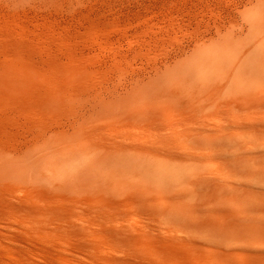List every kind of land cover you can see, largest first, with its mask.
<instances>
[{"label":"rangeland","instance_id":"rangeland-1","mask_svg":"<svg viewBox=\"0 0 264 264\" xmlns=\"http://www.w3.org/2000/svg\"><path fill=\"white\" fill-rule=\"evenodd\" d=\"M252 3L0 0L1 66L102 67L72 103L49 109L29 103L23 90L28 98L20 105L0 104V142L20 155V164L0 169L20 184L17 203L0 204L10 210L0 213V264H55L64 255L75 264H128L134 256L148 264H264V189L241 178L248 170L235 171L229 154L202 141L220 137L222 121L264 151V106L238 103L222 81H181L183 50L213 38L216 26L234 20L237 5ZM226 26L240 28L236 20ZM165 64L173 68L156 76ZM169 147L199 161L177 163L181 175L172 183L150 184L146 170L169 161Z\"/></svg>","mask_w":264,"mask_h":264},{"label":"bare ground","instance_id":"bare-ground-1","mask_svg":"<svg viewBox=\"0 0 264 264\" xmlns=\"http://www.w3.org/2000/svg\"><path fill=\"white\" fill-rule=\"evenodd\" d=\"M237 6L235 9L237 13H235L233 17L234 20L229 21L228 23L230 24L231 22L236 20L237 27H240L239 29L236 30L235 28L236 26H233L234 28L232 27L231 29H228L229 27L226 26L228 23L224 25L225 23L223 22L224 24L222 26L220 25L216 26V31H214L213 32L214 34H212L213 38L210 37L211 39L205 40L207 38L206 36L205 39L202 38L201 39L202 41L200 40V43L198 45L196 46L192 45L188 47L187 49L185 48L183 50V55L187 57L188 66L185 67L181 71V77H182L181 81L187 82L188 80L189 81L196 80L195 84H197L198 86L203 85L206 82L222 81L224 84V88L230 89L227 91L226 94L235 98V100L238 103H241L243 105L254 104V105L264 106V30L262 31L258 29V27L264 25L263 0H256V3L255 4L252 3L251 5H249V7L248 6L237 7ZM15 54H17L16 56H18V51L14 53V55ZM19 55H22V54L19 52ZM22 57L23 55L21 56V58ZM23 60L24 61L26 60L27 62V59H23ZM12 65H14V63ZM15 65H18V64L15 63ZM101 68L102 67H95L94 64L89 65L86 63L84 64L83 62H72V64L70 65L67 64L63 66L61 65L59 66L55 64L43 66V65H38L35 63H31V62L30 64L25 63V65L21 67H19V65L18 67L17 66H10V67L1 66L0 67V104L1 106L4 105L3 107L5 106L14 107L15 105H20L21 101L28 98V97L22 98V93L24 92L23 90H25L26 93H28V95L31 96V101H28L29 103L35 102L36 104L46 105L48 108L52 107V109L53 107H56L57 104L61 105V104L72 103L74 98L80 95V92H82L81 90H83V87L86 86L88 88L90 80L93 78V76H95V73L98 72L97 69H101ZM118 68H121V67H118ZM172 68H173L172 64H165L162 68L156 71L157 72L156 76H159L162 70H165L166 72H168ZM191 87H194V86L191 85ZM196 89H198L197 86H196ZM84 90H87V89H84ZM24 104H27L28 106L32 105L28 103H24ZM48 108L45 107V109H48ZM251 123H253V121H251ZM218 124H220V127H219L220 133L219 131L218 133L221 134V136L217 138L208 137V139L201 138L202 141L207 143L208 145L217 147L218 154L220 153L223 155L229 154L228 162L232 164L231 167L235 168V171L241 170V168L243 170L244 169L248 170L247 173H243L241 178H245L248 181V183L254 186L255 188L264 189V179L260 177V174L264 168V164H263L264 163L263 162L264 161V151H257V146L255 145V143H247L241 137L235 136L234 134H230L231 128L228 132L229 128L222 125V121H219ZM262 124H264V122ZM240 126L242 127L244 126L245 128H249L254 131L256 129L255 125L248 124V123L246 124L242 123ZM41 131H43V129ZM46 132L47 131H45L44 133ZM44 133L41 132L40 135L42 134L44 135ZM198 138L199 137L195 138L196 142H199V141L201 142V139L200 138L198 139ZM16 140H19V139H16ZM2 142H0V169H5L8 167H12L15 164H20V155L18 156L17 154L18 151L16 152L15 149L8 148V147H12L11 144H10L11 146H7L4 144V142L3 143ZM169 148H170L169 152H172L173 156L169 161H167L168 163L165 162L157 166L154 165L146 170V174L148 176L147 179L148 181H150V184L152 182V179H156V181L154 182L156 185L172 183L171 181L173 179H178L180 178V175H181L180 168L178 167L177 163L186 162V161L196 163L199 161L198 157L195 156L191 151L185 150L183 148H178V147H174V148L169 147ZM1 171L3 170H0V204H3L5 202L7 203L10 201L11 202L14 201L13 203L15 204L17 203V200H19V198L17 197L20 196L18 195L19 194L18 192L20 191V184L17 180H13L12 178L8 176V174L3 173ZM214 178H216V176H214ZM146 183L149 184V182H146ZM170 191L174 194L178 193L176 192V189L173 186L170 187ZM15 192L16 194L18 193L17 197L13 196V194L16 195ZM6 206H8V204ZM9 206H10V203H9ZM1 207H5V206H1ZM10 207H13V205ZM153 207L156 208V206H153ZM8 209L9 208H5L4 210V208H2V210H4L2 211L0 208L1 210L0 213L6 212ZM16 210H19V209L16 208ZM16 210L11 209L12 215L14 217L16 216L15 218L19 216V214H17L19 212H17ZM1 215L4 216L2 213ZM5 224H6L5 227L10 226V225H7V223ZM71 227L72 226L70 224V229ZM74 228L77 229L76 231H78V229H80L81 231L80 225L79 227L74 226ZM76 233H79V232H76ZM125 235L129 236L128 233H126ZM105 236L110 237L109 235L108 236L105 235ZM113 239L115 240L116 237ZM60 240L64 241V244L61 243L63 245V248L61 250H63L67 244L65 245V240H62V239ZM93 243L90 245H93ZM77 244L78 243H76L75 245L76 247L74 246L75 249L78 248L79 251H82L81 248H83V245H81V243H79L78 245ZM49 247L53 249L54 245L49 244ZM10 248H11L10 250H12V247ZM94 248H96L95 243L93 245V249ZM2 249H6V248L3 247ZM66 249H69V248H65V251ZM84 249L85 248H83V250ZM261 250L264 251V247L261 248ZM12 252L13 254L14 252L15 254L17 253L16 250L15 251L13 250ZM84 252L86 251L84 250ZM179 253L181 254L182 250ZM180 254L178 255L182 256V254L181 255ZM253 254H254V251H253ZM178 255L176 258H174L175 261H177ZM254 255H256V253ZM64 256L67 258H64V259L60 258L61 260L60 259L54 260L55 264H75V262L71 260L70 256L68 255H64ZM262 256L264 257V254ZM81 257L83 258V256ZM136 258H137L136 256L132 257V259L129 258L128 264H148L147 260L142 259L143 256L141 259L139 258L136 259ZM180 258L178 259L181 263ZM179 261H177V263ZM190 261L188 263H190ZM20 262L18 263L19 264L25 263V261L23 263H20ZM85 262L86 263H83V264H89L90 262H91L90 264L92 263H95V264H126L124 261L119 260V259L111 260V261H108L106 259H97L93 261V259H91V260H85ZM16 263H17V260L15 264Z\"/></svg>","mask_w":264,"mask_h":264}]
</instances>
